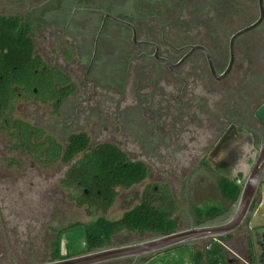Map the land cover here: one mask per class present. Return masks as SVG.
<instances>
[{"label": "rangeland", "instance_id": "1", "mask_svg": "<svg viewBox=\"0 0 264 264\" xmlns=\"http://www.w3.org/2000/svg\"><path fill=\"white\" fill-rule=\"evenodd\" d=\"M45 1L0 0V16L21 19L22 26L29 28L34 36L36 54L46 64L68 73L75 82L83 83L84 72L81 68H85L88 61L83 60L84 66L79 65L82 59L79 58L80 51L75 40L81 35L90 34L87 31L91 29L65 30L70 35L63 33L54 26L51 19L48 20L46 13L49 6L42 7ZM85 2L86 5H92L95 0ZM158 2L153 7L159 5L156 4ZM185 33L191 37L198 36L196 39L202 41L205 35L198 26ZM178 39L170 37L176 43ZM145 50L151 52L150 48ZM138 51V47L133 48L132 57ZM71 52L72 57L69 56ZM165 53L174 62L182 56L170 51ZM131 55L125 59L122 57L124 62L120 68H113L115 73L113 71L111 80H98V94L110 96L108 109L96 113L102 115L100 120L97 117L90 119L91 113L88 111L81 115L82 118L79 115L75 119L74 115L67 116V127L64 124L53 125L51 106L36 105L24 100H18L12 115L15 119L22 118L40 128L47 127L50 133L62 138L60 141L63 143L67 140V134L78 132L88 134L94 144L114 143L132 161L143 162L149 168L148 178L128 190L118 189L116 201L106 215L93 210L88 215L84 207H77L71 199V196L78 195L77 192L64 190L60 185L67 167L59 165L44 169L35 159L25 157L19 151H11L9 137L0 131V264L51 261L53 244L58 241L59 232L62 231L65 233L61 236V255L76 254L81 249L83 233L82 228L72 229L71 226H87L101 217L108 221L118 220L140 204L145 190H155L156 193L167 190L175 197L178 211L174 218L180 230L202 225L193 217L195 208L219 206L223 209L224 214L208 224L225 222L235 211L236 203L232 204L221 197L219 182L221 177H227L243 185L252 170L259 146L264 141V97H257L252 104L242 102L243 111L239 113L255 115L253 124L240 130L232 128V123L227 122L232 116L228 114L223 93V90L227 91V86L220 85L213 90L198 70H193L187 76L195 62L192 59L178 73L188 82V88L193 94V110L188 114L185 112L186 99L183 97L181 100L184 107L180 114L176 97L180 95L182 85L172 79L166 67L158 68L153 60L144 62L131 58ZM95 77L96 71H91L86 81L87 88L91 89L90 82L95 81ZM170 94L173 95V109L168 108L170 100L165 101ZM78 101L71 110L72 114H75L79 106ZM70 104L72 102L67 106ZM187 115L191 117L186 118ZM10 162L14 163L13 167L7 170ZM257 200L259 206L256 213L248 218L231 241L222 243L228 260L233 261V264H243L238 256L242 259L247 256L244 239L248 237L255 253L259 254L256 230L264 228V184ZM154 237L122 233L113 237L112 246L133 244ZM210 241L189 246L191 252L204 251ZM178 254L167 251L141 260L140 264H167L178 259ZM181 256L186 257V264H191L189 253ZM128 262L125 260L109 264Z\"/></svg>", "mask_w": 264, "mask_h": 264}, {"label": "flooded vegetation", "instance_id": "2", "mask_svg": "<svg viewBox=\"0 0 264 264\" xmlns=\"http://www.w3.org/2000/svg\"><path fill=\"white\" fill-rule=\"evenodd\" d=\"M155 2L158 0H122L120 2L118 0H95L92 5H86L85 0H46L42 4L43 8L49 6L47 7L49 11L46 13L48 20L51 19L54 26L62 30L63 33L65 30L69 32L81 28L91 29L87 31L90 34L81 35L75 40L77 49L80 51L79 58L82 59L79 65L84 66L83 60L88 61L86 67L81 68V71L83 69L84 72V82H75L68 73H64L75 86L74 95L67 96L63 100L59 115L53 114L52 110L51 114L55 117L51 118L53 125L64 124L63 126L67 127L69 124H66L67 116L74 115L75 119L76 115L81 117L88 111L91 113L90 119L97 117L100 120L102 115L96 113L108 109L110 96L98 94V80H111L113 71L115 73L113 68H120V64L124 62L122 57L125 59L126 56L131 55L133 48L138 47L139 51L135 56L131 55V58L141 59L144 62L153 60L156 62V67L160 68L166 66L158 60L159 58L176 64L190 52V47L193 46L207 49L217 76L220 78L213 75L207 55L202 51H195L184 62L186 64L192 59L195 60L187 76L193 70H198L206 84L211 85L210 88L213 90L220 85L227 86V91L223 90V93L226 101L225 106L229 110L228 114L232 116L227 122L232 123V128L240 130L254 123L255 115L250 113L240 115L239 112L243 111L241 109L242 102L247 101L252 104L257 97H264V0H159L156 3L159 5L153 7ZM60 25H63L64 28H60ZM196 26L205 33L202 36L203 41L197 40L198 36L191 37L185 33ZM156 27L159 30H156ZM142 35L143 37L140 38ZM173 36L180 38L177 43L170 40V37ZM142 42L154 44L158 49L153 45L141 44ZM113 46L114 49H112ZM231 47L234 51V62L229 74L221 78L231 62ZM145 48H150L151 52H147ZM165 51L182 56L177 62H174L167 57ZM71 55L72 52L69 56L72 57ZM110 58L113 60L109 61ZM166 69L172 79L174 78L182 85L179 89L180 95L176 97L179 104L177 111L182 113L184 102L181 98L185 97V112L187 114L192 112L193 94L188 88V82L179 75V69L174 72L167 67ZM91 71H96L97 77H95V81L91 80V89H89L86 81ZM241 84L247 86H241ZM253 92L254 95L251 96ZM82 97L85 98L82 99ZM171 98H173L172 94L165 98V101L170 100L169 109H173ZM76 100H79V106L76 107L75 114H72L71 110L75 108ZM71 102L72 104L67 106ZM171 117L173 122V113ZM188 117L191 116L187 115L186 118ZM77 122L79 123V120ZM43 129L49 130L47 127ZM78 133L67 134L65 143L60 141L62 138L53 135L59 142L66 145L70 137ZM260 139L262 140L261 136ZM89 140L91 141L90 137ZM98 144L100 142L94 144L91 141V146ZM12 167L7 165L6 169L10 170ZM257 201L256 199L253 205V213H256L258 209ZM256 233L259 254L255 253L254 247L249 242V237L244 239L247 256L243 259L238 256L243 264H264V228L257 229ZM234 235L224 238L222 243L231 241ZM225 249L224 247L226 254ZM146 258L150 257L141 258L138 261L131 259L128 260V264H140L141 260ZM232 262L229 261L230 264H233Z\"/></svg>", "mask_w": 264, "mask_h": 264}, {"label": "trees", "instance_id": "3", "mask_svg": "<svg viewBox=\"0 0 264 264\" xmlns=\"http://www.w3.org/2000/svg\"><path fill=\"white\" fill-rule=\"evenodd\" d=\"M35 48L34 36L29 28L22 26L21 19L0 16V131L9 137L11 151L35 159L44 169L67 167L60 185L64 190L77 192L78 195L71 196L76 206L84 207L88 215L92 210L106 215L116 201L118 189L128 190L143 183L150 170L143 162L132 161L114 143L91 146L88 134L78 133L64 145L47 130L13 117L18 100L51 105L53 114L59 115L63 100L74 95L75 86L70 78L59 68L46 64ZM241 188V183L227 177L220 179V194L227 202L235 204ZM177 211V200L169 191L145 190L140 204L118 220L101 217L87 226H71L72 229L82 228L83 233L81 249L74 255H61V236L65 231L59 232L51 260L111 247L113 237L122 233H138L143 237L171 234L180 230L174 218ZM223 214L219 206L199 207L193 211V217L202 225ZM224 240H212L204 251L194 253L190 247L170 250L180 253V257L167 264H186V257L181 255L187 256V253L191 264H230L221 245Z\"/></svg>", "mask_w": 264, "mask_h": 264}, {"label": "water", "instance_id": "4", "mask_svg": "<svg viewBox=\"0 0 264 264\" xmlns=\"http://www.w3.org/2000/svg\"><path fill=\"white\" fill-rule=\"evenodd\" d=\"M141 44H149L156 47L154 44L147 42H142ZM195 51H202L207 55L213 75L217 78H220L217 76L207 49L201 46L190 47V52L187 53L176 64L171 63L163 58H159L158 60L163 62L170 71L174 72L175 70L179 69ZM233 62L234 51L233 47H231V62L228 70L222 75L221 78L229 74ZM263 184L264 141L260 144L256 161L254 162L252 170L242 185L239 198L236 202L235 211L227 221L192 226L188 229L178 230L168 235L155 236L154 238L133 244L118 247L111 246L86 254L36 264H109L131 259L138 261L141 258L155 256L177 248L189 247L206 240H218L230 237L238 232L248 220V218L253 214L252 208L258 195L261 193Z\"/></svg>", "mask_w": 264, "mask_h": 264}]
</instances>
